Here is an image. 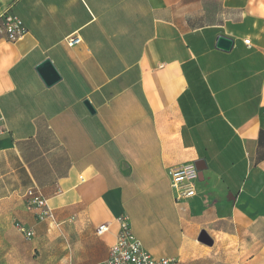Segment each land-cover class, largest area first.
<instances>
[{
    "label": "crops",
    "instance_id": "obj_1",
    "mask_svg": "<svg viewBox=\"0 0 264 264\" xmlns=\"http://www.w3.org/2000/svg\"><path fill=\"white\" fill-rule=\"evenodd\" d=\"M7 10L28 33L0 42V264L101 263L122 214L162 218L180 264L199 249L189 218L258 250L234 264H264V0H0ZM47 60L61 77L49 87ZM189 161L197 195L176 202L169 169ZM29 189L56 222L27 210Z\"/></svg>",
    "mask_w": 264,
    "mask_h": 264
},
{
    "label": "built area",
    "instance_id": "obj_2",
    "mask_svg": "<svg viewBox=\"0 0 264 264\" xmlns=\"http://www.w3.org/2000/svg\"><path fill=\"white\" fill-rule=\"evenodd\" d=\"M27 33L28 30L24 22L13 12L7 10L0 16V42H19L25 38ZM80 42V38L76 36L68 39L70 46ZM245 44L250 45V40H245ZM3 123L4 117L0 110V135L7 133ZM199 174L200 168L196 161L174 165L169 169L171 188L176 202H182L197 195ZM24 201L27 210L35 212L38 220L49 219L56 222V215L48 200L38 191L34 189L27 190L24 194ZM118 223L119 233L116 242L111 247L108 258L98 264H180L177 258L156 257L145 251L142 242L133 232L132 223L127 214H122L118 219ZM19 229L26 239H31L35 235L33 230L24 226H20ZM107 230V225H101L97 233L103 235Z\"/></svg>",
    "mask_w": 264,
    "mask_h": 264
},
{
    "label": "rangeland",
    "instance_id": "obj_3",
    "mask_svg": "<svg viewBox=\"0 0 264 264\" xmlns=\"http://www.w3.org/2000/svg\"><path fill=\"white\" fill-rule=\"evenodd\" d=\"M186 224L188 229H195L194 243L199 247L193 256L191 263L184 264H217V258L221 254V264H234L242 253V259L258 250L236 249L233 242L225 243L226 239L215 231L217 228L201 229L193 218H189ZM133 228L146 246L159 249V257H178V245L183 244L181 239H176L175 233L162 218L153 217L143 225L141 218L133 217ZM198 230V231H196Z\"/></svg>",
    "mask_w": 264,
    "mask_h": 264
},
{
    "label": "water",
    "instance_id": "obj_4",
    "mask_svg": "<svg viewBox=\"0 0 264 264\" xmlns=\"http://www.w3.org/2000/svg\"><path fill=\"white\" fill-rule=\"evenodd\" d=\"M232 46H233L232 39L226 36H221L218 38V43H217L218 48H221L222 50H225V51H229L232 48ZM37 71L39 73V76L43 80V82L48 87L53 86L61 79L57 69L55 68V66L52 64L50 60H47L43 64H41L37 68ZM84 104L91 113L95 112L93 106L90 104L88 100H86Z\"/></svg>",
    "mask_w": 264,
    "mask_h": 264
}]
</instances>
